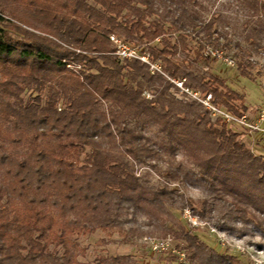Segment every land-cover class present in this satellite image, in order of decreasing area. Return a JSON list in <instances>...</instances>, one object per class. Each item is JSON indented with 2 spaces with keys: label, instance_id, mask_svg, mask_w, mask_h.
Instances as JSON below:
<instances>
[{
  "label": "trees",
  "instance_id": "trees-1",
  "mask_svg": "<svg viewBox=\"0 0 264 264\" xmlns=\"http://www.w3.org/2000/svg\"><path fill=\"white\" fill-rule=\"evenodd\" d=\"M242 1L251 15L264 13V0ZM194 3L199 4L0 0V264H85L69 246L71 236L99 230L126 238L140 226L139 215L147 219L143 224L155 227L173 220L174 192L167 182L147 184L135 165L154 167L152 161L165 150L173 156L176 147L198 169L173 158L169 176L204 185L208 197L200 209L215 227H228L231 221L262 227L264 160L221 119L211 122L207 113L168 93L180 80L188 90L210 94L216 108L243 115L232 104L242 95L224 80L198 75L171 59L180 46L187 47L189 35L202 33L198 56L207 42L218 44L219 15L204 19ZM111 34L147 52L161 71H150L139 59L120 60ZM248 68L249 63L237 64L240 75L253 79ZM146 90L150 97L143 95ZM147 122L162 132L159 143L144 133ZM82 155L84 163L77 164ZM184 206L194 209L191 199H182ZM173 224L162 232L182 240L193 264L231 260ZM171 251L163 252L177 260ZM91 264L150 263L120 254Z\"/></svg>",
  "mask_w": 264,
  "mask_h": 264
},
{
  "label": "rangeland",
  "instance_id": "rangeland-1",
  "mask_svg": "<svg viewBox=\"0 0 264 264\" xmlns=\"http://www.w3.org/2000/svg\"><path fill=\"white\" fill-rule=\"evenodd\" d=\"M199 4L193 6L198 10L204 19L211 15H219L216 22V35L219 36L218 44L206 43L207 47L202 50V56L195 53L198 37L187 38V47L178 48V52L171 59L191 70L198 75L208 76L210 74L224 80L225 84L242 95V101H235V107L242 112V116L230 114L224 107L213 110L204 99L203 93L199 90H191L199 94L201 100L196 99L185 88L170 87L168 93L175 97L182 104H190L192 110H199L207 113L206 117L211 122L221 119L226 127L237 133V140L243 143L255 156L264 160V13L251 15V12L243 4L242 0H197ZM7 13V12H6ZM155 18L149 15L148 19ZM261 19V24L256 22ZM165 25H168L167 23ZM176 33L171 37L174 42ZM140 43V42H139ZM158 43V39L155 41ZM130 45H132L130 43ZM213 52V53H211ZM208 57V59H206ZM249 63V71L253 79L239 74L237 64ZM159 64V62H156ZM180 82V80H176ZM145 97H150L149 91H144ZM196 102L201 103L197 105ZM246 110L241 109V105ZM144 133L153 141L159 143L162 132L154 123L147 122L143 129ZM174 155L165 150L161 158L152 161L154 167L145 163H137L135 170L141 175L146 183L153 186H161L167 182L169 190L174 192L176 203L170 207L173 220L167 219L163 226L155 227L146 225L147 219L139 215L140 226L134 227V233L123 238L121 234L114 232L112 235L96 231L85 236H71L69 246L76 252L77 259L85 264H91L98 257L127 254L132 260L150 264H193L183 247L182 240L173 234H163L162 227H168L173 222V229L182 226L192 234H196L209 247L219 254L231 257L228 264H264V224L257 226L250 222L242 224L240 221H231L228 227H215L209 215L201 211V201L208 197V191L201 182L184 181L181 177L171 179L169 176V161L174 158L182 161L184 166L196 171L198 167L191 163L184 150L180 147L174 149ZM82 155L77 164L84 163ZM264 171V168H263ZM236 174L230 171L231 177ZM239 175V174H238ZM230 199L229 196H227ZM191 199L194 209L190 206L181 207V201ZM254 214V213H253ZM262 218V215L256 213ZM138 227V228H137ZM170 236V251L178 255L177 260H171L169 253L155 251L144 241V237L163 238ZM50 244V248H53ZM59 252L62 246H57Z\"/></svg>",
  "mask_w": 264,
  "mask_h": 264
},
{
  "label": "built area",
  "instance_id": "built-area-1",
  "mask_svg": "<svg viewBox=\"0 0 264 264\" xmlns=\"http://www.w3.org/2000/svg\"><path fill=\"white\" fill-rule=\"evenodd\" d=\"M109 39L112 41L113 45L115 46L114 54L120 60H123V59H139L141 62H143L149 66L150 71H161L159 64L152 62L150 60L149 54L147 52H144V51L142 52L138 46L130 45V44L126 43L114 34L109 35ZM211 53H213V52H211ZM175 83L178 84L180 87H182L181 81L180 82L175 81ZM185 91L190 92L193 95V97L202 101V99H200V97H199V94H197L196 92L193 93L191 90H188L187 88H185ZM209 98H210V94L204 97L207 104L211 103L209 101ZM209 107L212 108L213 110L218 109L212 103ZM143 239L155 251H166L170 247V244H169L170 243L169 241L171 239L170 236H166L163 238L144 237Z\"/></svg>",
  "mask_w": 264,
  "mask_h": 264
}]
</instances>
